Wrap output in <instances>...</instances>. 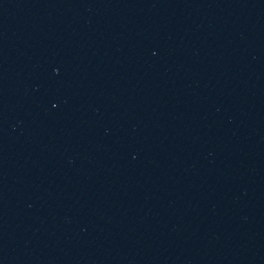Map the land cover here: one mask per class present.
Returning <instances> with one entry per match:
<instances>
[{
  "label": "water",
  "instance_id": "95a60500",
  "mask_svg": "<svg viewBox=\"0 0 264 264\" xmlns=\"http://www.w3.org/2000/svg\"><path fill=\"white\" fill-rule=\"evenodd\" d=\"M0 264H264V0H77Z\"/></svg>",
  "mask_w": 264,
  "mask_h": 264
}]
</instances>
